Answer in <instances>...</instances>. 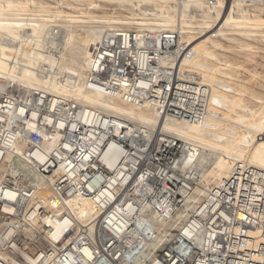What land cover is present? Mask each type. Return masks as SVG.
<instances>
[{"label": "bare ground", "instance_id": "1", "mask_svg": "<svg viewBox=\"0 0 264 264\" xmlns=\"http://www.w3.org/2000/svg\"><path fill=\"white\" fill-rule=\"evenodd\" d=\"M176 2L180 4L181 11L177 21L174 18ZM143 3L148 5L147 10H142ZM126 6L130 9H118ZM191 6L195 7L191 9L193 15L183 14L186 10L190 11L188 8ZM38 7L44 13H37ZM196 7L201 8V14L195 13ZM51 8L54 9L52 15L49 14ZM70 9L77 10L80 15L69 14L67 11ZM63 16H67L70 24H64ZM130 26L135 28H129ZM148 30L151 31L150 34ZM159 30L168 32L161 35V32H157ZM38 31L41 37L36 40L33 36L36 37ZM146 34L151 35L154 42L147 40ZM224 34L233 35L235 40L240 38L264 44V0H56L55 4L48 0H0V94L7 93L0 99V120L5 122L1 130H7L14 115H18L24 118L18 129L13 131L15 138H26L23 134L25 130L36 132L35 128L39 123L50 126L48 131L41 133L42 138H50L44 141L46 149H50L60 137L56 129L62 128L63 121H54L52 116H47L46 113L42 115L39 111L27 112L26 105L15 104L19 100L27 103L29 95H26L25 90L20 97L16 90L23 87L11 85L12 81L26 80L31 91L47 95L48 98L42 104L43 110L54 112L55 107L62 103L61 106L69 110L66 115L74 114L76 117L78 131L82 132L84 129L91 136L96 132L100 141L109 135L114 136L105 152L104 149L101 150V162L109 170H119L114 178L115 192L120 190L118 178L121 168L134 174L131 190V194L135 196L134 204L126 208L127 215L132 216V219L137 218V223H146L150 228V231L145 230V238L141 237V232L129 219L119 220L116 217L119 207L99 225L97 222L103 217V210L94 199L78 193L66 199V207L53 209V198L49 191H39L37 196L47 200V209L54 214L44 219L43 224L51 226V231L45 237L54 244L66 230L72 229L61 244L79 240V246L75 243L74 250L67 252L66 264H97L94 252L83 240L87 238L84 237L86 234L89 233L88 237H91L94 231L99 227L103 228L102 225L105 224L118 240L124 232L131 235V238L140 237L143 243L147 241V250L141 252L140 258L131 259V255L127 253H119L120 256L117 252L111 253L120 264L153 263L156 260V248L172 236V230L183 231L187 237L191 235L190 229L183 225L187 214L193 211L201 198L209 196L213 199L214 196L221 195L219 188L228 178L233 166L242 163L249 165L257 170L258 176L264 181V115L258 112L244 114L236 120L237 127L229 129L226 123L230 117L223 112V108L235 107L234 103L245 96V87H237L235 95H228L226 86L215 80L209 71V60L218 62L219 54L211 51L207 45L220 46L224 50L225 45L216 39L218 35ZM156 41H166L167 45L173 43L177 46L173 51H164L162 47L157 49L152 46ZM30 45L35 47L32 53L27 49ZM111 45H115L116 49L110 48ZM18 46L21 47L17 49ZM191 48H199L203 52L202 57H197L199 60L186 58L192 53ZM139 51L146 53L139 56ZM47 53H52L55 57ZM45 54L47 55L44 56ZM128 54L130 58L125 63L117 67L111 66L113 73L119 68L126 75L119 78L111 72L113 79L106 84L109 89L87 88L89 73L93 69L100 71L103 66L109 70L105 66L107 62H115L116 58H128ZM16 55L21 57L20 61L29 55L28 60L31 61L24 60L20 66L18 58L14 59ZM31 66L39 68V74H31ZM174 68L177 83L170 80ZM218 70L221 76L227 74L222 69ZM191 74L199 76L196 84L200 89L193 87V90L188 91L185 88L187 82L183 79ZM61 76L64 77L63 80ZM59 77L61 81H58ZM8 89H12L11 93H8ZM252 96L262 102L263 98L260 96ZM197 105L202 108L199 109ZM72 109H78L79 113L76 114ZM100 128L106 131H101ZM164 134L169 136L165 142L162 138ZM125 142L148 165L155 160L165 159L169 149L173 147L172 151L177 155L174 168L180 170L181 179L196 178L190 187L195 195L187 199V204L182 199L178 201L180 196L177 195L170 211L160 213L153 208V203L144 201L142 191L137 189L144 186V178L154 174V171L150 168L148 171L140 170L137 159L129 164L126 153L130 151L125 148ZM64 147L72 149L69 145ZM15 151L20 154L22 148L16 146ZM144 153L146 157L143 156ZM76 155H82L86 160L92 158L91 153L79 152ZM33 157L38 159L36 154ZM68 165L71 167L72 163L68 162ZM66 167L59 162V167L53 170L49 179L53 180L63 174ZM189 167L192 168L190 171ZM25 172L30 173L27 168ZM161 178L162 172L159 173V178L157 174V178L152 181L157 182ZM153 182L151 183L154 184ZM112 185L104 187L100 193L109 191ZM88 189L92 190V187L88 186ZM149 190L151 191L150 188ZM155 203L161 207L158 202ZM199 209H202V204L196 208ZM4 210L11 211V208L4 207ZM64 210L66 214H62ZM81 232L86 234L82 235ZM257 235L258 229L249 233L251 238H257ZM53 254L54 251L51 256ZM21 255L25 263L19 264H44L45 261L42 260L47 258L43 251L35 254L21 252ZM7 257L0 252L1 259L6 260ZM56 257L55 255L52 260ZM156 264L160 263L156 261Z\"/></svg>", "mask_w": 264, "mask_h": 264}, {"label": "built area", "instance_id": "2", "mask_svg": "<svg viewBox=\"0 0 264 264\" xmlns=\"http://www.w3.org/2000/svg\"><path fill=\"white\" fill-rule=\"evenodd\" d=\"M167 43L166 41L161 43L156 41L152 43V46L157 49L162 47L164 51L173 50L174 44L167 45ZM105 44L104 46H106ZM110 48L116 49V46L111 45ZM145 53L139 51L138 55L142 56ZM129 58L128 54V58L120 60L116 58L115 62H107L105 66L109 70L104 69L103 66L100 71L93 69L89 73L90 79L87 81V88L109 89L106 84L110 79H113V76L120 78L121 75H126L120 72L119 68L113 73L111 66H120ZM111 72L113 76H111ZM6 94H0V99ZM46 97L47 95L42 92H30L27 103L19 100L15 101V104L17 106L26 105L27 112L39 111L42 115L46 113L47 116H52L54 121H63L62 128L56 129L60 137L55 140V144L50 149L44 147V141L50 138H42L41 135L45 130L48 131L50 126H42L39 123V126L35 128L36 132L30 133L25 130L23 134L26 138H15L13 131L22 124L24 117L14 115V120L4 131L1 130V127L5 125V122L0 120V252L8 256L6 260L0 258V264L25 263L21 252L35 254L40 251H43L45 257L48 258V264H66L67 252L74 250L75 243L79 246V240L73 245L61 244L62 240L72 232V229L66 230L61 239L54 244L45 237L51 231V226L43 224L44 219L54 214L50 212V209H47V200L37 196L36 193L42 190L49 191V195L53 198L51 202L54 205L53 209L66 207V199L68 200L70 196L79 193L94 199L101 206L103 217L98 219L99 225L106 217L114 213L113 210L116 207H119L120 211L116 215L119 220L129 219L130 223L132 222L134 227L141 232L143 238L146 236L145 230L150 231L146 223H137V218L132 219V216L127 215L126 208L134 204L133 197L135 196L131 194L134 174L126 168H121V175L118 178L120 190L115 192L114 178L119 170H109L108 166L101 162V150L104 149L105 152L115 137L109 135L100 141L96 132L91 136L86 134L84 129L82 132L78 131L76 117L74 114L73 116L66 115L69 110L61 106L62 103L55 107L54 112L42 109ZM179 111L182 109L179 108ZM170 112L175 114L172 110ZM75 113H79L78 109ZM102 118L103 116L99 117L98 121ZM112 119L110 118L111 121H113ZM100 130L106 131L102 128ZM65 145H69L72 149L67 150ZM124 145L130 151V153H126L128 157L126 160L129 164L137 159L140 170L146 171L150 168L154 171V174L144 178L145 183L142 182L144 186L137 190H141L144 201L153 203L155 206L153 208L160 213L164 210L170 211L177 195L180 196L178 201L182 199L184 204L188 203L187 199L190 196L195 195L190 187L195 183L196 178L194 176V178L183 177V180L181 179L180 170L174 168L177 163V155L172 151L173 147L169 149L165 159L155 160L148 165L129 147L127 142ZM16 146L22 148L20 154L15 151ZM79 152L82 154L91 153L92 158L86 160L82 155L77 157L76 153L79 154ZM34 154L38 159L33 157ZM143 156L146 157V154L144 153ZM59 162L67 166L66 170L53 180L49 179L53 170L59 167ZM68 162L72 163L71 167ZM26 168L30 173L25 172ZM191 169L189 167L188 171ZM160 172H162L163 178L153 182L152 179L157 178V174L159 178ZM137 180L139 181V177ZM111 183L113 184L112 188L101 194L100 190ZM88 186H91L92 190H89ZM219 189L220 196H214L213 199H210L209 196L201 198L195 204L193 211L187 214L183 225L190 229L191 235L187 237L183 231H176L170 236L168 246L159 251L160 254H157L156 261L160 264H168L174 258L170 264H264L263 179L258 176L255 168L243 163L237 164L233 166L228 178ZM155 202H158L161 207ZM201 204L202 209L196 210ZM4 207L11 208V211L4 210ZM62 214H66L65 210L62 211ZM102 227L94 231L91 237H88L89 233L81 232L82 235L86 234L84 237L87 238L83 240V243L88 244L92 249L97 264H120L117 257L111 256V253L114 252H117L118 255L119 253H129L133 256L142 250H147L140 237L131 238V235L123 232L118 240L106 228V224ZM257 229V238H251L249 233ZM53 251L52 257L57 256L55 260L51 259ZM77 256L79 257V255ZM147 264H151V262Z\"/></svg>", "mask_w": 264, "mask_h": 264}, {"label": "rangeland", "instance_id": "3", "mask_svg": "<svg viewBox=\"0 0 264 264\" xmlns=\"http://www.w3.org/2000/svg\"><path fill=\"white\" fill-rule=\"evenodd\" d=\"M48 2H50L51 4H55L56 0H48ZM147 6L148 5L143 3L142 10H147L148 9ZM174 6L177 7V11L174 12V18L177 21V20H179V17L181 16V14H180L181 11L179 10L180 4L178 2H176ZM192 7H194V6L189 7L188 10L190 9V11L186 10V11H184L185 13H183V14H185V15L186 14L187 15H193V13L191 12V9H193ZM118 9L120 11H122V10H128L130 8L126 6V7H119ZM38 10L39 11H37V13H39V14L44 13V12L41 11L42 10L41 7H38ZM50 10H51V12H49V14L52 15L54 13V9L51 8ZM195 10H196L195 13H197V14H201L202 13L201 8H199V7H196ZM67 12L69 14L76 15V16L80 15L79 12H77V10H75V9H70ZM148 12L150 13L151 10H149ZM118 13H120V12H118ZM97 15H102V14L101 13H97ZM66 17L67 16H63L62 17V19H64L63 20L64 24H70L69 19H67ZM40 27L42 28V26H40ZM129 28H135V26H130ZM161 31L162 30H159L157 32H161ZM148 32H149V34L151 33V31H149V30H148ZM167 32H168V30H166L164 32H161V35L166 34ZM38 33H39V31H38ZM173 33H175V32H173ZM40 34L41 33L36 35V37L34 35L33 38L36 39V40H39L40 37H41ZM149 34H146L147 40H149V41L152 40V42H154V39ZM216 39L219 41V43L225 45L226 48L223 50L220 46H213L212 47L211 44L207 45V47L210 48L211 51H213L214 53L219 54V61H218L219 63L214 61L213 59L209 60V63H210L209 64V66H210L209 67V71H210L212 77L215 80H217L218 82L222 83L224 87L226 86V89L228 90L226 93L228 95H233L234 94V90L237 91V87H238V89H239V87L240 88L241 87H245V90H246L245 96L242 97L241 100L236 101L234 103L235 107H229L228 106V107H224L223 108V112L228 117H230V118H228V120H227L228 123H226V125L228 126L229 129H234V127H237V125H238V122L236 120L238 118H241L244 114L247 115L249 113H257L258 112L259 114L261 113L260 115H264V111H263L264 110V44L260 45L258 42L249 41L247 39H240V38H239V40H235L234 36L230 35V34L218 35ZM29 40H31V39L29 38ZM175 46H177V45L174 44V46L172 47L173 50L176 48ZM19 47H21V46H18L17 49ZM91 48H93V47H91ZM27 49L32 53L33 50L35 49V47L33 45H30L29 47H27ZM18 51H20V50H18ZM190 52H192V53H190V55L188 54L186 56V58L188 60L189 59H194V58L197 59V57H202V54H203V52L199 48H191ZM53 53L55 55V52H53ZM47 54L51 55L52 53H47ZM47 54H45L44 56H46ZM29 55H27V57H25L23 59L27 60V61H31V60H28L29 59L28 58ZM54 55H53V57H55ZM177 56H178V54H176V57ZM14 59L15 60L16 59L19 60L20 66H22L21 64H22V62H24V60L20 61L21 60L20 56L19 57L17 56ZM197 60H199V59H197ZM35 61L40 62V60H35ZM175 61H177V60H175ZM20 66H19V68H20ZM35 68L36 67L33 68V66H31V68H29V71H31V74L32 73L34 75L39 74L38 72L40 71V69L39 68L35 69ZM217 68L224 70L225 72H227V74L229 73L230 75L226 74L225 76H221L218 73L219 70ZM37 70H39V71H37ZM174 71H176V68H174L173 72ZM174 73H175L176 76L174 75ZM174 73H173V75H172V77L170 79V80L173 81V83H175L178 80L176 72H174ZM190 77H192V78H190ZM190 77L188 76V78L183 79V80H185L187 82V83H185V88L188 91H189V89H192L193 87L195 89L196 88L200 89V86L196 84V83H198L196 81L198 80L199 76L195 75V74H191ZM61 79L63 80L64 77L62 78V76H61ZM61 79L59 77L58 81H61ZM11 85H19L20 87L26 88V89L19 88V89L16 90V93L20 97L25 93V90H27L26 91V95H29V92H33V91H31L32 89H30V87H29V85H28L26 80H23V81L22 80L21 81L20 80L19 81H12ZM11 91H12V89H8V93H11ZM252 95L260 96L261 98H263L262 102H261V100H260V102H261L260 103L259 101L253 99ZM53 96H55V94H53ZM261 105L263 107H261ZM197 107H200V106L197 105ZM201 108L202 107H200L199 109H201ZM199 109H198V111H199ZM171 116H174V115H171ZM26 128L29 130L28 127H26ZM162 138L164 139L163 141L165 142V141H167V138H169V136L164 134L162 136ZM134 224H135V222H134ZM176 231H178V230H172L170 232V235L175 234ZM74 239H75V237H74ZM169 239H170V236H169ZM169 239L163 241L162 243H160L159 247L156 248V250L154 252L156 254L155 258L157 256V254H160L159 251L163 247L168 246ZM77 241H78V239H77ZM75 242H72V243L69 242L68 244H72L73 245ZM146 242L147 241L145 240L144 243H146ZM68 244H66V245H68ZM144 251L146 252V250H142V252H144ZM127 254L131 255L129 253H127ZM139 255L141 256L142 253L140 252V253H138L136 255H133L131 257L128 256V257L131 258V259H135V257L140 258ZM53 258L54 257H52L51 259H53ZM156 260H157V258H156ZM156 260H155V262H153L151 264H156ZM42 261H45V263H47V264L49 262L48 258H46V259H44Z\"/></svg>", "mask_w": 264, "mask_h": 264}]
</instances>
